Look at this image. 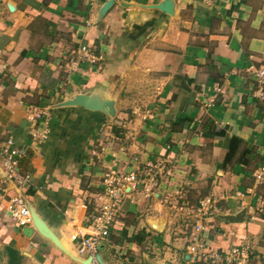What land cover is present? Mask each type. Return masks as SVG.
<instances>
[{"label": "crops", "instance_id": "1", "mask_svg": "<svg viewBox=\"0 0 264 264\" xmlns=\"http://www.w3.org/2000/svg\"><path fill=\"white\" fill-rule=\"evenodd\" d=\"M165 2L172 13L153 7ZM84 46L91 58L77 60ZM262 67L264 0H0V147L12 137L31 176L18 188L0 157V264H12L10 246L13 264H84L71 235L87 230L105 171L126 174L134 158L172 170L163 192L212 200L208 246H248L249 264H264ZM79 96L102 109L67 105ZM163 192L131 191L103 264H190L193 217ZM18 194L44 226L31 237L8 213Z\"/></svg>", "mask_w": 264, "mask_h": 264}, {"label": "built area", "instance_id": "2", "mask_svg": "<svg viewBox=\"0 0 264 264\" xmlns=\"http://www.w3.org/2000/svg\"><path fill=\"white\" fill-rule=\"evenodd\" d=\"M77 60H90L88 47L84 46L76 53ZM260 85L261 95L264 96V67L256 72ZM36 110L31 117L32 121L45 119L48 124L49 115L45 110ZM49 130L37 132L36 139L44 140ZM25 151L18 147L11 137L0 147L2 167L6 179L16 184L20 189L30 184L31 176L20 170V159ZM134 169L124 174L114 167H109L103 175L104 193L98 197L99 205L88 215L89 226L85 232L77 231L71 235L78 256L84 257L85 264H102L100 251L101 245L110 235L111 228L116 220L122 204L129 197L132 190L141 191L145 198H152L172 177V170L162 163H147L140 166L138 158L133 159ZM256 184H264V166L254 173ZM165 191V190H164ZM162 203L180 213H187L193 217L192 230L189 237L187 254L190 264H249L253 253L248 246L235 247L229 252H219L204 242L203 234L206 231V222L211 217L212 200L207 199L196 207H191L186 202L182 189L172 193L163 192ZM8 213L13 222L20 228H31L34 224L31 204L28 199L18 194L11 199Z\"/></svg>", "mask_w": 264, "mask_h": 264}, {"label": "water", "instance_id": "3", "mask_svg": "<svg viewBox=\"0 0 264 264\" xmlns=\"http://www.w3.org/2000/svg\"><path fill=\"white\" fill-rule=\"evenodd\" d=\"M110 5L111 4L109 3L107 5V7H109ZM153 7L158 8L161 11H163L164 13H167V14L172 13L171 4L169 2H165L163 5L153 6ZM67 105H69V106H82V107H85V108H87V109H89L91 111H99V110L102 109L100 106H98L96 104H93L85 96H79V97L73 99L72 101H69V103ZM31 211H32L34 223H37V225L39 226V229L42 230L44 228V226L39 221L36 222V214H35L34 209L32 208V206H31ZM225 218L227 220H233L234 219L232 216H227ZM23 233H24L25 236L31 237L32 234H33V229L32 228H25L23 230ZM101 263H102V261H101ZM84 264H85V262H84Z\"/></svg>", "mask_w": 264, "mask_h": 264}, {"label": "trees", "instance_id": "4", "mask_svg": "<svg viewBox=\"0 0 264 264\" xmlns=\"http://www.w3.org/2000/svg\"><path fill=\"white\" fill-rule=\"evenodd\" d=\"M232 152H233V149H232ZM231 155H232V153L230 151L229 156L231 157ZM7 251H8V254L10 256V263L13 264L14 259L17 257L16 256L17 255V252L11 246L10 247H7Z\"/></svg>", "mask_w": 264, "mask_h": 264}, {"label": "rangeland", "instance_id": "5", "mask_svg": "<svg viewBox=\"0 0 264 264\" xmlns=\"http://www.w3.org/2000/svg\"><path fill=\"white\" fill-rule=\"evenodd\" d=\"M1 253H2V247L0 246V255H1ZM1 262V261H0Z\"/></svg>", "mask_w": 264, "mask_h": 264}]
</instances>
